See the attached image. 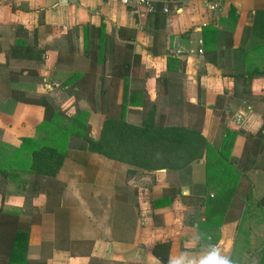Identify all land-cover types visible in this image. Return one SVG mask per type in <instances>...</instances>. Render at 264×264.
Here are the masks:
<instances>
[{"label": "crops", "instance_id": "1", "mask_svg": "<svg viewBox=\"0 0 264 264\" xmlns=\"http://www.w3.org/2000/svg\"><path fill=\"white\" fill-rule=\"evenodd\" d=\"M154 1L144 16L119 0H0V264H169L209 245L264 264V0ZM120 111L209 147L175 171L88 152ZM24 139L64 156L54 177Z\"/></svg>", "mask_w": 264, "mask_h": 264}, {"label": "trees", "instance_id": "2", "mask_svg": "<svg viewBox=\"0 0 264 264\" xmlns=\"http://www.w3.org/2000/svg\"><path fill=\"white\" fill-rule=\"evenodd\" d=\"M40 104L45 111L44 121H50L53 112L49 102L42 100ZM122 112L104 120L96 139L87 140L88 152L142 169L175 171L201 158L204 149L209 147L200 132L193 128L155 125L153 112L148 113L140 126H131L122 119ZM25 143L33 147V171L41 177H54L63 165L64 156L51 147H36L30 139H24L22 146ZM218 160L221 162L220 158Z\"/></svg>", "mask_w": 264, "mask_h": 264}, {"label": "clouds", "instance_id": "3", "mask_svg": "<svg viewBox=\"0 0 264 264\" xmlns=\"http://www.w3.org/2000/svg\"><path fill=\"white\" fill-rule=\"evenodd\" d=\"M169 264H232V260L222 254L219 246L209 245L207 252L199 257L182 253L179 256L170 257Z\"/></svg>", "mask_w": 264, "mask_h": 264}, {"label": "built area", "instance_id": "4", "mask_svg": "<svg viewBox=\"0 0 264 264\" xmlns=\"http://www.w3.org/2000/svg\"><path fill=\"white\" fill-rule=\"evenodd\" d=\"M120 3L128 8L138 9L142 15H153L156 12V2L154 0H119ZM174 0H169V2H173ZM211 11H216L221 8V3L219 0H212V2L208 5ZM162 12L164 14L170 13V8L168 4H164L162 7ZM195 51L190 50L189 54L193 55ZM179 53V52H178ZM203 52L201 49L197 51L198 55H201Z\"/></svg>", "mask_w": 264, "mask_h": 264}, {"label": "rangeland", "instance_id": "5", "mask_svg": "<svg viewBox=\"0 0 264 264\" xmlns=\"http://www.w3.org/2000/svg\"><path fill=\"white\" fill-rule=\"evenodd\" d=\"M58 131V130H57Z\"/></svg>", "mask_w": 264, "mask_h": 264}]
</instances>
